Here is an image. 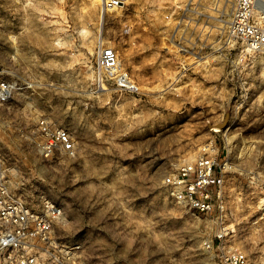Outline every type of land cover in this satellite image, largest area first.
I'll return each instance as SVG.
<instances>
[{
	"label": "rangeland",
	"instance_id": "1",
	"mask_svg": "<svg viewBox=\"0 0 264 264\" xmlns=\"http://www.w3.org/2000/svg\"><path fill=\"white\" fill-rule=\"evenodd\" d=\"M176 6L179 26L165 18ZM114 8L0 0V72L13 80L0 103L11 197L60 210L49 249L58 264H222L233 249L264 264V50L227 38L228 0ZM107 45L136 90L100 68ZM61 129L70 151L57 143ZM202 152L226 162L221 214L195 213L166 183Z\"/></svg>",
	"mask_w": 264,
	"mask_h": 264
},
{
	"label": "built area",
	"instance_id": "2",
	"mask_svg": "<svg viewBox=\"0 0 264 264\" xmlns=\"http://www.w3.org/2000/svg\"><path fill=\"white\" fill-rule=\"evenodd\" d=\"M126 0H100L104 12L124 4ZM231 11L226 24L229 40L240 42L246 50H264V0H228ZM166 14L165 18L179 26L183 15ZM173 29L171 30V32ZM174 35V34H173ZM176 39L183 38L180 27ZM173 37V36H172ZM100 68L108 72L118 88L136 90L127 81L126 74L115 72L118 56L115 49L103 46L98 53ZM13 80L7 73L0 72V103H6L12 96ZM58 145L64 151L72 150V142L65 130L56 132ZM226 162L220 164L211 154L202 152L192 160L180 164L177 170L166 177L171 194L190 206L197 214L224 211L223 170ZM13 172L7 168L0 152V262L1 264H58L51 249L52 226L60 210L52 204L45 208L25 206L10 195ZM220 238V237H218ZM43 242V243H42ZM54 257V259L52 258ZM222 264H248L247 254L240 249L230 250L222 255Z\"/></svg>",
	"mask_w": 264,
	"mask_h": 264
},
{
	"label": "bare ground",
	"instance_id": "3",
	"mask_svg": "<svg viewBox=\"0 0 264 264\" xmlns=\"http://www.w3.org/2000/svg\"><path fill=\"white\" fill-rule=\"evenodd\" d=\"M93 2L94 3H98V5H99L100 0H93ZM112 9H115V8H112ZM115 72H123L124 73V67H123V64H122V62H121L119 57H118L117 65H116V68H115Z\"/></svg>",
	"mask_w": 264,
	"mask_h": 264
}]
</instances>
